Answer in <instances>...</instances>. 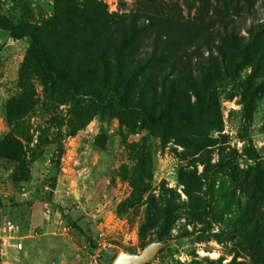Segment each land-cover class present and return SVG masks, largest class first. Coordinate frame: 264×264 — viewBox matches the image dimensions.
I'll return each instance as SVG.
<instances>
[{
  "label": "rangeland",
  "instance_id": "374dc122",
  "mask_svg": "<svg viewBox=\"0 0 264 264\" xmlns=\"http://www.w3.org/2000/svg\"><path fill=\"white\" fill-rule=\"evenodd\" d=\"M225 23L247 41L264 0H0V232L14 220L22 241L0 245V264H112L158 236L148 264H264V64H220ZM134 26L150 51L169 43L177 70L220 64L200 88L212 108L197 152L120 105L112 74ZM28 34L99 74L106 62L110 87L92 72L78 90L55 82Z\"/></svg>",
  "mask_w": 264,
  "mask_h": 264
},
{
  "label": "trees",
  "instance_id": "16d2710c",
  "mask_svg": "<svg viewBox=\"0 0 264 264\" xmlns=\"http://www.w3.org/2000/svg\"><path fill=\"white\" fill-rule=\"evenodd\" d=\"M223 28V32L219 33L224 44L223 47H219L222 56L220 64L223 67L228 69L244 63H252L255 66L259 63L264 64V26L258 31L250 30L247 41H239L235 30L229 31L228 23H225ZM127 31H124L120 43L122 51L127 54L119 60L116 73L112 74V78L116 80L114 82L122 85L121 93L119 92L118 95L120 105L140 112L152 125L158 124L164 128L165 134V130L177 133L183 138L182 143L185 147L197 152L204 142V124L205 120L209 121L212 108V101L209 97H202L200 88L207 87L208 78L214 75L209 69L218 70L220 64L217 61L212 67H208L207 74L203 73L202 67L198 68V74L195 75L191 74L192 70L186 68L177 70L172 63L169 64L170 56L167 49L169 43L160 46L161 38H154L150 51L149 46L145 44L146 37L139 33L137 27L134 26L130 32ZM28 37L35 42L33 56L37 64L45 75L55 82L78 90L88 72H92L100 77L103 75L108 80L109 86V80L112 78L108 74L109 68L106 62L103 63V74H99V71H94L92 68L98 65V62L96 64L91 59L92 57L82 58L71 52H61L64 55L55 58L36 44L37 38L34 35L28 34ZM165 64L168 68L163 74L152 75L154 70ZM174 71H178L177 74L181 79L174 78L170 84H167V76L169 78ZM114 82H111L112 87L116 84ZM185 87L194 96V100H191V96L187 98ZM148 220L150 222L152 218ZM69 224L76 226V223L70 219ZM146 225V223L142 225V231ZM85 237L86 242L92 247V238L86 235ZM165 239L161 236L155 238L162 242Z\"/></svg>",
  "mask_w": 264,
  "mask_h": 264
},
{
  "label": "water",
  "instance_id": "95a60500",
  "mask_svg": "<svg viewBox=\"0 0 264 264\" xmlns=\"http://www.w3.org/2000/svg\"><path fill=\"white\" fill-rule=\"evenodd\" d=\"M162 242L155 240L146 244L138 253L121 252L114 259L112 264H148L155 255Z\"/></svg>",
  "mask_w": 264,
  "mask_h": 264
},
{
  "label": "built area",
  "instance_id": "2783aa9c",
  "mask_svg": "<svg viewBox=\"0 0 264 264\" xmlns=\"http://www.w3.org/2000/svg\"><path fill=\"white\" fill-rule=\"evenodd\" d=\"M8 243L14 244L15 247L21 248L22 241L17 234V225L14 220L8 219L4 222L0 232V245H6Z\"/></svg>",
  "mask_w": 264,
  "mask_h": 264
}]
</instances>
